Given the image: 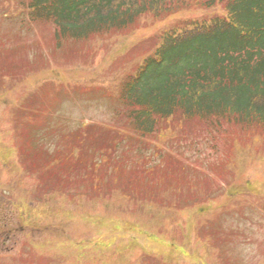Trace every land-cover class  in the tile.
I'll use <instances>...</instances> for the list:
<instances>
[{
  "label": "rangeland",
  "instance_id": "1",
  "mask_svg": "<svg viewBox=\"0 0 264 264\" xmlns=\"http://www.w3.org/2000/svg\"><path fill=\"white\" fill-rule=\"evenodd\" d=\"M1 2L5 5L0 10V156L14 157L18 165L6 168L0 161V264H132L144 253L161 256V260L154 259L157 264H264V146L237 153L236 148L228 149L225 158L222 154L226 152L213 156L202 152L200 141L199 153L188 142L159 152L157 141H153L144 157L154 166L145 175L164 184L162 193L152 200L156 207L144 205L141 215L132 207L133 202L123 205L111 199L113 206L105 207L104 201L92 200L96 194L90 193L91 181L85 175L93 170L80 158L86 157L89 146L100 137L79 134L80 128L84 121L91 123V134L107 124L105 135L120 134L116 125H122L127 107L116 97L117 87L112 82L135 70L141 55L156 46L157 40H149L155 37L156 29L161 33L180 22V17L164 21V26H144L103 44L67 41L58 47L55 26L30 21L23 0ZM142 42L132 50V59L118 55L127 46ZM115 56L119 57L116 62L110 58ZM92 99L100 101L91 104ZM24 100L37 105L42 118L53 115L63 120L56 135L37 146L56 148L63 136L71 135L64 138L68 144L60 152L69 158L67 165L53 167L46 162L45 152L28 149L18 141L12 121L6 119L14 114L13 106ZM71 141L81 147L79 154L72 155ZM5 147L12 150L5 151ZM119 149L136 154L125 145ZM18 152L25 160L22 166ZM137 159L132 157L122 174L131 179L134 171L137 175L133 180L140 177L141 181L145 169L143 160L139 166ZM229 161L233 163L230 167L226 166ZM72 167L78 180L70 171ZM181 172L185 176L180 177ZM71 181L81 183L79 190ZM133 184L137 187L135 181ZM174 199L177 208H168ZM49 204L59 209L56 218H62L61 208L65 209V221L50 219L54 211ZM213 216L215 222L210 221ZM204 219L207 229L199 236ZM43 225L48 228L42 229ZM206 233L218 245L210 257L202 249Z\"/></svg>",
  "mask_w": 264,
  "mask_h": 264
},
{
  "label": "trees",
  "instance_id": "2",
  "mask_svg": "<svg viewBox=\"0 0 264 264\" xmlns=\"http://www.w3.org/2000/svg\"><path fill=\"white\" fill-rule=\"evenodd\" d=\"M24 6L34 22L53 23L58 40L82 45L119 32H135L149 20V25H155L183 12L191 11L193 17L199 10L201 15L227 10L229 20L217 15L209 22L182 21L156 37L167 46L158 50H162L158 57L148 59L147 70L137 81L128 79L126 88L132 92L126 101L132 108L126 118L133 121L135 129L146 127L151 134L169 130L175 134L172 148L185 142L198 147L200 141L220 155L237 146L247 149L263 145L264 0H27ZM29 117L24 105L17 112L16 124L21 143L27 142L24 130L39 128L40 123ZM179 126L182 133L198 130L183 136ZM36 131L40 132L38 139L45 141L46 132ZM92 135L100 139L90 147L102 148L97 174L90 171L85 175L95 198H121L119 191L127 193L135 198L131 201L140 214L164 184L140 181V177L133 180L137 174L132 169L131 179L127 178L122 173L130 155L120 149L111 153L107 149L112 147L107 143L109 138L100 133ZM120 145L129 151L139 146L135 139ZM222 155L228 157L227 152Z\"/></svg>",
  "mask_w": 264,
  "mask_h": 264
}]
</instances>
